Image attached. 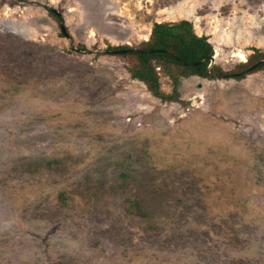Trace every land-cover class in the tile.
<instances>
[{"label": "rangeland", "instance_id": "rangeland-1", "mask_svg": "<svg viewBox=\"0 0 264 264\" xmlns=\"http://www.w3.org/2000/svg\"><path fill=\"white\" fill-rule=\"evenodd\" d=\"M181 19L264 51V0H0V264H264V68L168 102L102 53Z\"/></svg>", "mask_w": 264, "mask_h": 264}, {"label": "trees", "instance_id": "trees-1", "mask_svg": "<svg viewBox=\"0 0 264 264\" xmlns=\"http://www.w3.org/2000/svg\"><path fill=\"white\" fill-rule=\"evenodd\" d=\"M21 1V0H20ZM52 17L56 15L48 12ZM130 48L128 45L108 46V50ZM148 52H133L114 54L127 61L126 70L132 79L142 82L147 91L161 101H180L179 86L182 78L192 75L199 77H227L241 79L253 63L264 59V51L255 50L254 54L243 63L238 64V69L223 71L217 64H212L209 73L205 72L209 61L196 63L212 55V44L205 35L195 33L192 22L187 19L178 21L154 22L147 40L135 47ZM170 52V53H169ZM264 68V63L252 70ZM250 70V71H252ZM163 73L171 81V92L162 90L159 74ZM126 211L130 214L141 215L136 202L129 201L125 204Z\"/></svg>", "mask_w": 264, "mask_h": 264}, {"label": "water", "instance_id": "water-1", "mask_svg": "<svg viewBox=\"0 0 264 264\" xmlns=\"http://www.w3.org/2000/svg\"><path fill=\"white\" fill-rule=\"evenodd\" d=\"M24 1H26V0H24ZM33 2H35L36 4L42 6L48 12H51V13L55 14L56 17L58 18L59 27H60V30H61L62 35L64 37H66L67 39L71 40L70 35L66 31L62 13L59 12L55 7H53V6L49 5V4L41 3V2H38V1H33ZM70 48L72 50H75L76 52H81L79 49H76L73 46L72 42L70 43ZM84 52L85 53H88L90 51H84ZM133 52H143V53H146L148 51L147 50H140V49L133 48V47L124 48V49H113V50H104V51H102V53H104V54H121V53H133ZM214 58H215L214 56L210 55V56L206 57L205 59H202V60H200V61H198L196 63H201V62H204L205 60H208L209 61V64H208V66H207V68L205 70V72L208 74L209 73L210 66L214 63ZM263 63H264V59L263 60H259V61L255 62L254 64H252L248 69L249 70L254 69L258 65L263 64Z\"/></svg>", "mask_w": 264, "mask_h": 264}, {"label": "bare ground", "instance_id": "bare-ground-1", "mask_svg": "<svg viewBox=\"0 0 264 264\" xmlns=\"http://www.w3.org/2000/svg\"><path fill=\"white\" fill-rule=\"evenodd\" d=\"M233 56L239 57V58H244V54L240 51L234 52Z\"/></svg>", "mask_w": 264, "mask_h": 264}]
</instances>
